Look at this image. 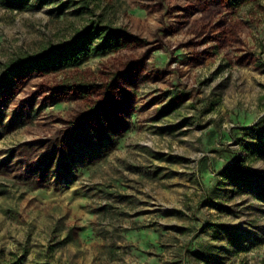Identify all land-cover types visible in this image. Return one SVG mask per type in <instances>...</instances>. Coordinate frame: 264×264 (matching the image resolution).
<instances>
[{
	"label": "rangeland",
	"instance_id": "374dc122",
	"mask_svg": "<svg viewBox=\"0 0 264 264\" xmlns=\"http://www.w3.org/2000/svg\"><path fill=\"white\" fill-rule=\"evenodd\" d=\"M91 22L0 95V264H264V0H0V72Z\"/></svg>",
	"mask_w": 264,
	"mask_h": 264
},
{
	"label": "trees",
	"instance_id": "16d2710c",
	"mask_svg": "<svg viewBox=\"0 0 264 264\" xmlns=\"http://www.w3.org/2000/svg\"><path fill=\"white\" fill-rule=\"evenodd\" d=\"M20 3L15 7H20ZM236 3V2H235ZM137 40L136 36L120 27H112L109 24H97L91 22L90 25L78 31L70 40L51 45L37 54H24L14 58L0 72V95L9 94L15 86V77L28 71H58L63 68L73 67L90 54H101L108 51L120 49L127 43ZM174 99L166 105V110L171 107ZM100 103H96L90 110V119L103 120L100 115ZM101 126L102 123L100 122ZM259 139L264 138V132L258 134ZM220 175L226 181L234 176L248 175L244 170L238 169L235 164L227 170L220 171ZM221 208V207H220ZM233 243H235L233 241ZM112 256L109 255V258Z\"/></svg>",
	"mask_w": 264,
	"mask_h": 264
}]
</instances>
